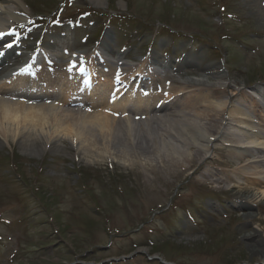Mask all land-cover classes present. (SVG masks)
<instances>
[{
  "label": "rangeland",
  "instance_id": "1",
  "mask_svg": "<svg viewBox=\"0 0 264 264\" xmlns=\"http://www.w3.org/2000/svg\"><path fill=\"white\" fill-rule=\"evenodd\" d=\"M19 6L26 19L10 25L14 36L0 39V53L13 44L25 57L27 48L48 54L39 69L18 77L28 88L41 87V82L29 83L33 74L53 76L54 86L61 88L69 69L67 57L60 55L76 54L94 62L95 71L106 78L115 76L120 64H142L145 73L151 67L161 70L158 75L147 73L145 94L151 89L160 97V90L166 91L162 96L173 100V113L190 103L197 111L206 110L199 98L185 97L198 89L192 86L195 82L222 87L232 102L245 92L252 108L260 111L264 0H104L100 5L88 0H20ZM12 53L18 60L0 63V81L15 68H24L22 58ZM100 57L106 60L103 65L98 64ZM115 79L113 84L121 87L123 80ZM44 130L49 131L46 125ZM45 133L51 137L52 132ZM59 139L62 151L48 143L28 154L12 132L0 137V264L263 261L248 250L258 242L244 235L257 231L264 250V193L258 188L246 193L260 195L259 206L234 203L225 192L232 182L211 185L214 172L232 173L237 167L225 145L198 160L197 173L187 171L165 185L158 168L157 179L147 182L145 174L153 166L125 165L99 152L79 159L70 149L75 137L71 140L66 132ZM205 169L212 172L204 177ZM232 175L231 181L247 184ZM246 213L256 219H244Z\"/></svg>",
  "mask_w": 264,
  "mask_h": 264
},
{
  "label": "bare ground",
  "instance_id": "2",
  "mask_svg": "<svg viewBox=\"0 0 264 264\" xmlns=\"http://www.w3.org/2000/svg\"><path fill=\"white\" fill-rule=\"evenodd\" d=\"M88 1L94 5L104 3V0ZM19 5L20 0H0V32H5L12 22L25 19ZM12 50L10 47L0 54V63L18 60ZM88 63L89 73L84 76L83 68L69 69L66 76L70 87L63 88L54 86L53 76L45 78L40 88L33 89L18 79L23 70L4 74L0 81V137L12 132L24 152L36 154L48 143L54 150L62 151L59 134L67 132L71 140L75 137L70 149L79 159L99 152L104 159L123 161L125 165L137 162L144 168L147 164L153 166L151 173L145 174L147 182L157 179L158 168L164 174L161 181L165 185L170 184L169 179H181L187 171L194 175L200 169V164L196 166L198 160L216 146L225 145L237 167L232 173L214 172L211 185L219 188L222 183L232 182L225 189L230 201L261 204L258 197L264 193V100L258 103L260 111L254 110L245 92L240 91L232 102L222 87L195 82L192 86L198 89L188 91L185 97L199 98L206 110L197 111L194 103H190L188 109L173 113L170 112L173 100L162 96L166 91L160 90V97L151 89L145 94L143 84H149L147 76L158 75L161 70L151 67L150 71L147 69L149 75L142 64L133 68L121 64L122 78L132 89L118 90L113 85L114 92L118 91L109 96L105 89L112 87V78L95 75L93 63ZM81 82L86 84L85 89L78 86ZM45 125L49 131L44 130ZM45 132H52L51 137ZM209 172L212 171L205 169L203 176ZM232 174L245 179L247 184L231 181ZM250 188L260 189L261 194L247 195ZM253 218L256 219L249 213L244 216L248 220ZM244 236L258 242L248 250L261 256L260 264H264V250L257 231L250 230Z\"/></svg>",
  "mask_w": 264,
  "mask_h": 264
}]
</instances>
